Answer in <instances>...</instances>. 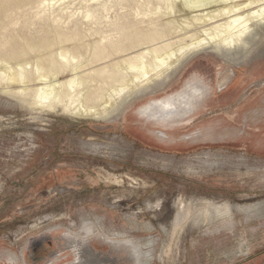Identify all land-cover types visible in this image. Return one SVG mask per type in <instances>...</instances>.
Returning <instances> with one entry per match:
<instances>
[{
	"label": "rangeland",
	"instance_id": "1",
	"mask_svg": "<svg viewBox=\"0 0 264 264\" xmlns=\"http://www.w3.org/2000/svg\"><path fill=\"white\" fill-rule=\"evenodd\" d=\"M12 2L0 3L1 59L29 62L36 75L50 33L78 22L90 44L83 55L66 43L77 58L63 60L58 37L50 51L62 59L60 79L78 64L89 71L97 38L80 0ZM126 4L92 27L108 29L125 13L141 20ZM263 35L262 25L242 57L192 54L154 92L125 88L105 119L51 108L0 78V264H264ZM15 47L24 54L9 57ZM185 68V79L197 74L210 87L205 105L158 139L138 106L173 89ZM199 200L225 208L213 213Z\"/></svg>",
	"mask_w": 264,
	"mask_h": 264
},
{
	"label": "bare ground",
	"instance_id": "2",
	"mask_svg": "<svg viewBox=\"0 0 264 264\" xmlns=\"http://www.w3.org/2000/svg\"><path fill=\"white\" fill-rule=\"evenodd\" d=\"M34 1L14 0L12 3L18 5ZM57 1L41 0V3L54 7ZM124 1L134 10L135 16L143 15L142 19L132 20L131 13H125L115 20L106 21L109 23V30L101 28L109 10L124 4ZM146 1L154 5L145 8ZM6 2L8 0H5V4ZM80 3L84 8L82 18L91 22L88 30L97 38L91 44L92 57L91 61L88 60L92 66L88 65L90 68L87 73L85 66L78 64L72 67V76L62 80L56 69L60 60L70 61L77 58L76 53L70 55L72 47L77 49L80 58L82 51L90 45L83 40L86 35L78 22L71 30L55 29L50 33L47 38L49 44L43 43L47 54L37 58L36 75L29 70V62L18 63L14 67L8 59L0 58V78L4 82L3 86L6 85L11 90L16 88L13 90L23 96H35L46 106L62 107L79 117L111 118L115 112L113 102L118 93L128 87L142 93L154 92L165 84L184 59L196 52L211 50L229 59L239 57L238 55L242 57L249 51L251 41H255L258 27L264 26V0H80ZM164 15H173L175 18L163 21ZM72 16L74 15H70ZM94 23H100V26L94 29ZM166 34L172 35L169 41L167 38L163 40ZM56 37L62 42L59 54L62 59L58 61L50 51ZM160 38L163 39L158 42ZM66 43H71L72 47L69 49L65 46ZM11 51L9 57L24 54L17 47ZM123 52H127L125 57L114 58ZM165 73L168 76L165 77ZM154 75L156 76L153 77ZM31 83L38 86L32 88ZM208 93L209 89L203 82L191 79L179 90L168 95V98L158 100L153 96L145 100L138 113L151 124L155 123L147 117L164 120L168 114L169 129L191 120L197 112H202L201 108L205 105ZM160 133L155 131L154 135L160 139L166 138L164 132ZM199 201L200 204H206L204 208L207 211L211 210L213 213H219L220 209L225 208L210 200Z\"/></svg>",
	"mask_w": 264,
	"mask_h": 264
},
{
	"label": "flooded vegetation",
	"instance_id": "3",
	"mask_svg": "<svg viewBox=\"0 0 264 264\" xmlns=\"http://www.w3.org/2000/svg\"><path fill=\"white\" fill-rule=\"evenodd\" d=\"M189 66V65H188ZM184 70V69H183ZM181 71L180 73H179V75H178V77L176 78V79H174V81H175V83L176 82H178L177 84H176V86L173 88V89H171L170 91H166L165 93H163V94H160V95H157V96H155L158 100H160V99H163V98H168V95H171L172 93H174L175 91H177V90H179L182 86H183V84L186 82V81H188V80H191V79H197V80H199L200 82H203V84H205V86L207 87V85H206V80H204V79H202L201 78V76H199V75H197V74H195V75H192V76H190L189 78H187V79H185V77H186V75L188 74V72H189V70L190 69H188L187 70V68H185V72L184 71ZM187 70V71H186ZM184 72V73H183ZM167 87H168V85H167ZM166 87V88H167ZM210 87L208 86V89H209ZM219 88H220V86H219ZM220 90H222V88H220ZM158 100H154V101H158ZM145 102H142V103H140L139 104V106H138V109L144 104ZM202 109V108H201ZM203 110V109H202ZM147 118H149L150 120H152V121H154V123L155 124H151V125H153L154 127L152 128L153 129V131L155 132V131H157V132H164L165 134H166V138H164V139H161V140H168V114L166 115V118L163 120V119H159V118H156V117H147ZM161 121H164V122H161ZM161 134V133H160ZM158 139H160V138H158ZM87 250L89 251L90 250V247H87ZM89 261L86 263V264H93L94 262L92 261V257H90V258H87ZM37 263H39V261H40V259H37V260H35ZM109 262V260L108 259H106V264Z\"/></svg>",
	"mask_w": 264,
	"mask_h": 264
}]
</instances>
